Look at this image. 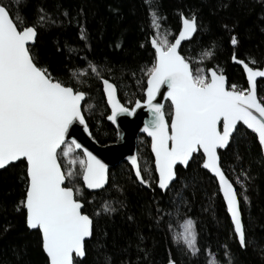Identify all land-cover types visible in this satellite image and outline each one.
I'll return each instance as SVG.
<instances>
[{"label": "trees", "instance_id": "1", "mask_svg": "<svg viewBox=\"0 0 264 264\" xmlns=\"http://www.w3.org/2000/svg\"><path fill=\"white\" fill-rule=\"evenodd\" d=\"M150 5L163 17L161 33L167 30L169 41L182 27L181 12L197 15L198 31L183 44L182 54L198 58L204 49L213 44L214 48L213 55L203 62L192 61L194 69H222L229 85L248 87L244 71L233 62L232 55L246 62L254 58L251 66L264 64V0H23L20 10L27 23H35L41 9L58 21L38 27L32 51L54 75L88 93L83 112L100 144L115 142L117 131L107 120L110 109L99 77L117 85L126 106L131 107L135 100L145 97L147 68L155 59L148 39L154 33ZM77 21L84 25L86 39L79 36ZM233 31L238 38L236 46L230 44ZM93 63L98 66L99 75L88 71L80 74L81 82L74 79L73 70ZM258 95L264 96V79L258 81ZM86 104L91 107H84ZM165 111L170 120L169 102ZM238 127L235 140L220 151V156L222 167L234 182L244 168L252 177L246 181L247 189L240 193L241 197L248 196L247 201L241 199L246 247L239 245L218 182L202 167L201 158L191 160L186 169L178 167L179 178L163 192L154 182L157 173L151 142L142 135L137 153L142 172L145 166L152 171L151 188L137 180L127 161L110 169L109 183L101 190L89 191L84 188L82 177L75 179L82 188L78 195L85 200V210L94 220L93 237L86 242V256L78 258L79 264H107L105 254L111 257V264H120L125 258L132 264H167L169 256L176 258L178 264H206V249L226 262L225 245L232 264H264V156L254 134L244 126ZM25 167L26 162L21 160L0 169V264H47L40 234L27 227L24 210L14 207L25 194ZM237 188L240 191L238 185ZM181 198L187 203H181ZM105 201H111L116 210L97 215ZM157 204L171 210V215L163 219L173 225L175 232L181 230L185 217L196 222L200 248L197 256L185 254L173 242L174 233L154 219ZM129 216L133 219L129 220ZM138 233L145 237L141 248L149 250L148 257L136 247Z\"/></svg>", "mask_w": 264, "mask_h": 264}, {"label": "snow or ice", "instance_id": "2", "mask_svg": "<svg viewBox=\"0 0 264 264\" xmlns=\"http://www.w3.org/2000/svg\"><path fill=\"white\" fill-rule=\"evenodd\" d=\"M22 2L0 0V168L21 159L26 162L25 194L14 207L17 211L24 210L27 227L40 234L47 264H79L78 258L86 256V239L93 237L94 220L85 210V200L78 195L82 188L75 179L82 177L88 189H101L108 179V165L70 133L74 123L78 122L92 136L82 111V101L88 93L54 75L32 51L38 27L58 21L41 9L36 22L27 23L20 10ZM64 14L67 15L66 12ZM149 15L154 33L148 39L155 49V59L147 68V87L144 90L147 98L135 100V105L140 107L143 103L152 113L150 121L145 122L144 131L151 137V150L155 155L154 168L158 175L154 182L161 190H169L179 178L177 163L187 167L190 160L200 157L202 167L218 180L233 231L239 245L244 248L246 232L240 203L241 199L247 201L248 196L241 197L240 193L247 189L246 181L252 177L244 168L235 177V182L230 179L222 167L218 148L230 146V141H234L240 131L238 122H242L241 126H246L254 134L260 154L264 156V96L258 95L257 91V78H264V67L250 66L254 58L246 62L233 54L231 59L242 65L246 72L248 87L236 83L229 85L222 69L203 66L194 69L192 66L194 59L203 62L211 57L214 44L204 49L198 58L186 57L180 50L181 41L193 37L198 31L199 22L194 12L188 15L181 12L182 27L172 41L167 38V30L161 33L163 17L151 5ZM77 23L79 36L86 39L84 25ZM230 44H238L234 31ZM88 71L99 75L98 66L94 63L73 70L72 75L81 82L80 74ZM99 78L111 105L109 121L115 123L117 113L135 111V108L125 107L117 98L116 84L103 76ZM162 86L167 87L166 93L162 94L171 101L170 123L163 105L155 102ZM84 107L90 108L91 105ZM77 149L82 150L83 156L76 155ZM127 159L137 180L151 188V169L145 166L142 172L138 154L129 155ZM77 164L79 170L75 167ZM180 202L187 203L182 198ZM115 210L111 201H105L97 209V215L101 212L111 214ZM165 215L170 216L171 210L157 204L154 219L174 233L173 242L185 254L197 256L200 248L196 222L185 217L181 230L175 232L171 223H165ZM144 239L143 234L138 233L135 243L143 256L148 257L149 250L141 248ZM225 249L226 262L206 249V264H232L227 245ZM140 259L138 255L137 262ZM105 260L111 264V257L107 254ZM120 264L132 262L125 258ZM167 264H178V260L169 256Z\"/></svg>", "mask_w": 264, "mask_h": 264}, {"label": "water", "instance_id": "3", "mask_svg": "<svg viewBox=\"0 0 264 264\" xmlns=\"http://www.w3.org/2000/svg\"><path fill=\"white\" fill-rule=\"evenodd\" d=\"M37 35H38V32H37ZM189 39L190 38H187L186 40H182L181 41L180 50H181L183 44L186 41H188ZM35 43H36V40L34 42H32V45H34ZM152 48H153V46H152ZM233 62L238 64L243 69V66L240 65L237 61H233ZM262 67H264V64H263ZM243 71H244V74L246 76V72H245L244 69H243ZM105 79H107V78H105ZM260 79H264V78H259L258 77L257 78V85H258V81ZM109 81L114 83L111 80H109ZM227 81H228V76H227ZM228 84H229V82H228ZM102 85H103V82H102ZM103 91H104V86H103ZM166 91H167V87L166 86H162L161 93L157 94V96L155 98V102H159V103H161L163 105V110H164V113H165V117L168 120V122L170 123V120L168 119V117L166 115L165 107H166L167 102H169L171 104V101H170V98H168V97H166L165 95L162 94V93H166ZM257 91H258V87H257ZM104 94H105V98H106V102H107V95H106L105 92H104ZM144 94H145V97H144L143 100H145L147 98L146 92ZM116 95H117V98L120 100V102L122 104H124L121 101V99H120L118 87H117ZM86 98H85V100H86ZM140 100L143 101L142 99H140ZM84 101H82V111H83V103H84ZM107 104H108V107L110 109V113L108 114V116H109L111 114V105L108 102H107ZM124 106L125 107H129V108H135V111L132 112V113H123V112L117 113V118H116L115 123L112 122V121H109L108 118H107V120L115 127V129L117 131V139L113 143L100 144L95 139L93 134H92V136H89L87 134V132H85L83 130V126L80 125L78 122L74 123V125L70 129V133H71L72 136H74L80 143H82L85 147H87L90 151H92L94 155H96L99 159L103 160L104 163H106L108 165V169H107L108 179H107L105 185L101 189L105 188L108 185V183H109V173H110V169L112 167L116 166L118 163H120L122 161H127L129 163V165L131 166V163L127 159V157L129 155L138 154L137 153V146H138V139H139L140 136H142V135L145 136L151 142L150 135L147 132L144 131L145 122L146 121H150L151 116H152V113H151L150 109L147 107V105H145L143 103H141L140 107H136L135 103L131 107L130 106H126L125 104H124ZM85 119H86V117H85ZM86 121H87V119H86ZM239 125H242V122H238V126ZM88 127H89V125H88ZM244 127L246 128V126H244ZM89 129H90V127H89ZM249 131H251V130H249ZM230 143H231V141H230ZM227 148H218V152L220 153L221 150H225ZM76 152H81L83 154L82 150H80V149H77ZM152 154H153V157L155 159V155H154L153 152H152ZM21 160H23V159H21ZM17 162H19V161H17ZM17 162H12L11 164H14V163H17ZM190 162H191V160H190ZM190 162H189V164H190ZM7 167L8 166H5V167L0 168V169H4V168H7ZM178 167H182L184 169L187 168V167H184L183 165L179 164V162L177 163L176 169ZM205 170H207V169H205ZM207 171L212 176H214V174L211 173L209 170H207ZM216 180H217V178H216ZM217 182H218V180H217ZM82 183H83V180H82ZM83 185H84V188L89 190V191L101 190V189H88L87 186L84 183H83ZM162 191L166 192L164 190H162ZM220 193H221V195L223 197V194H222L221 191H220ZM224 202H225V200H224ZM225 205H226V202H225ZM240 208H241V203H240ZM228 214L230 216V213H228ZM241 215H242V220H243L242 210H241ZM90 239L91 238L86 239V242L88 240H90ZM83 258L84 257H81L79 259H83Z\"/></svg>", "mask_w": 264, "mask_h": 264}, {"label": "rangeland", "instance_id": "4", "mask_svg": "<svg viewBox=\"0 0 264 264\" xmlns=\"http://www.w3.org/2000/svg\"><path fill=\"white\" fill-rule=\"evenodd\" d=\"M76 155H77L78 157L81 156V155H79V153H77V152H76ZM82 156H83V155H82ZM75 167H76L77 170H79V165H78V164H77Z\"/></svg>", "mask_w": 264, "mask_h": 264}]
</instances>
